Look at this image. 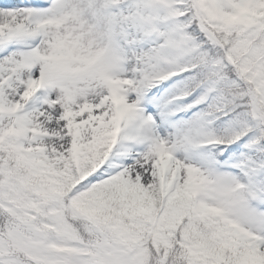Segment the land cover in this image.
<instances>
[{
    "label": "snow or ice",
    "instance_id": "6c2138e0",
    "mask_svg": "<svg viewBox=\"0 0 264 264\" xmlns=\"http://www.w3.org/2000/svg\"><path fill=\"white\" fill-rule=\"evenodd\" d=\"M0 264H264V0H0Z\"/></svg>",
    "mask_w": 264,
    "mask_h": 264
}]
</instances>
